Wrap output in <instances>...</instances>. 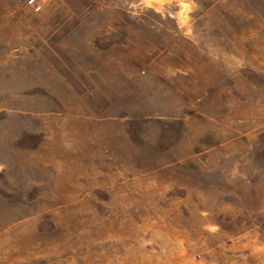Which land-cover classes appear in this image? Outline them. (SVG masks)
<instances>
[{
  "label": "rangeland",
  "instance_id": "1",
  "mask_svg": "<svg viewBox=\"0 0 264 264\" xmlns=\"http://www.w3.org/2000/svg\"><path fill=\"white\" fill-rule=\"evenodd\" d=\"M0 0V264H264V0Z\"/></svg>",
  "mask_w": 264,
  "mask_h": 264
},
{
  "label": "built area",
  "instance_id": "2",
  "mask_svg": "<svg viewBox=\"0 0 264 264\" xmlns=\"http://www.w3.org/2000/svg\"><path fill=\"white\" fill-rule=\"evenodd\" d=\"M28 5H30L35 12L42 10V4H40L37 0H28Z\"/></svg>",
  "mask_w": 264,
  "mask_h": 264
}]
</instances>
